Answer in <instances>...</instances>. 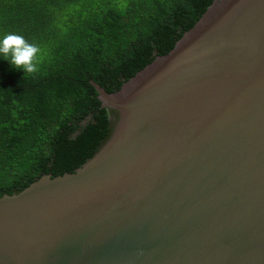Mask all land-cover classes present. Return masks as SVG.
Masks as SVG:
<instances>
[{
    "label": "water",
    "instance_id": "1",
    "mask_svg": "<svg viewBox=\"0 0 264 264\" xmlns=\"http://www.w3.org/2000/svg\"><path fill=\"white\" fill-rule=\"evenodd\" d=\"M93 154L0 196V264H264V0H213L120 88Z\"/></svg>",
    "mask_w": 264,
    "mask_h": 264
},
{
    "label": "trees",
    "instance_id": "2",
    "mask_svg": "<svg viewBox=\"0 0 264 264\" xmlns=\"http://www.w3.org/2000/svg\"><path fill=\"white\" fill-rule=\"evenodd\" d=\"M213 0H0V39L40 52L25 73L0 55V196L72 172L108 127L89 80L113 92L168 52Z\"/></svg>",
    "mask_w": 264,
    "mask_h": 264
},
{
    "label": "clouds",
    "instance_id": "3",
    "mask_svg": "<svg viewBox=\"0 0 264 264\" xmlns=\"http://www.w3.org/2000/svg\"><path fill=\"white\" fill-rule=\"evenodd\" d=\"M40 48L29 43L23 35L8 33L0 39V55H3L15 68L23 69L25 73L38 71L36 64Z\"/></svg>",
    "mask_w": 264,
    "mask_h": 264
}]
</instances>
